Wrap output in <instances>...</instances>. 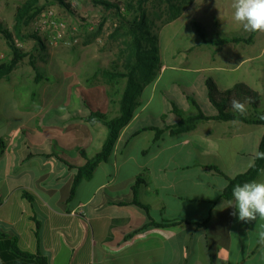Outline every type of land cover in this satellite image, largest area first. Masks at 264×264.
<instances>
[{"label":"crops","instance_id":"crops-1","mask_svg":"<svg viewBox=\"0 0 264 264\" xmlns=\"http://www.w3.org/2000/svg\"><path fill=\"white\" fill-rule=\"evenodd\" d=\"M193 7L198 8V14L188 13L190 6L161 28L162 68L157 80L148 86H158L164 80L169 65L163 56L171 57L173 67L186 69L187 16L190 25L198 20L204 27L207 23L219 31L214 33L224 29L248 33L232 20L231 0H198ZM106 16L109 25L116 23L111 12ZM66 47L72 49L73 45ZM197 49L192 57L202 65L193 68L190 93L198 94L199 87L206 89L209 78L224 91L241 83L231 82L222 88L214 74H221L225 85L238 73L240 81L250 86H258V80L264 82V40L222 47L202 41ZM93 58L99 63L98 56ZM63 80L65 75H60L56 88L34 92L30 103L35 108L12 116L19 119L20 130L7 126V141L0 136V232L18 235L22 250L37 253L34 218L43 220V245L51 264H264V251L258 243L264 220L246 223L233 216L234 209L224 198L229 181L213 169L232 178L249 171L259 154L263 125L203 121L193 131L173 134L168 128L182 121V112L196 115L199 109L190 112L191 97L185 89L176 96L167 92L163 98L174 103L153 114L158 92L152 89L143 96L146 86L141 105L121 131L110 159L99 164L92 178L83 181L72 196L77 169L66 162L75 167L85 165L80 150L95 156L103 148L108 129L88 123L90 113L80 111V106L84 104L90 112L100 108L80 101L75 88L66 93L71 100L58 106L57 99L65 93L59 89ZM12 88L6 93L14 91ZM104 94L106 114L116 117L119 105L112 103L107 90ZM204 97L211 111L208 115H216L208 94ZM53 109L59 110L60 117L49 118L47 113ZM67 111L72 112L70 116H66ZM31 121L39 122L40 141L24 138ZM154 128L164 134L157 138ZM140 139L146 140L148 147L135 150L133 144ZM139 177L147 183L139 186L137 205L132 188ZM24 192L35 198L36 211ZM80 207L87 216L73 214ZM169 221L179 223L144 229Z\"/></svg>","mask_w":264,"mask_h":264},{"label":"rangeland","instance_id":"rangeland-1","mask_svg":"<svg viewBox=\"0 0 264 264\" xmlns=\"http://www.w3.org/2000/svg\"><path fill=\"white\" fill-rule=\"evenodd\" d=\"M27 1L28 0H0V19L5 22L6 27L10 30H12L16 24L15 18L17 11ZM96 1L98 0H67V3L71 5V11L59 6L52 0L49 2L44 1L42 4L43 9L32 20L30 25L23 30L24 38H15L16 43H19L21 48L25 49L30 56L16 67L15 71L9 76L10 79L5 78L0 80V136L5 142L7 141V133L10 132L9 130H6L7 126L9 129L15 127L20 130L19 119L12 118V116L17 112H31L35 108L33 104L30 103L32 94L34 92H40L41 90L56 88L60 81V75H65V80L62 82L63 87L61 88V86H59V89H63L65 93L63 94L64 97L57 99L56 102L58 106H60L62 102L65 103L71 100L66 93L75 88L78 92L80 101L82 100L83 102H86L88 106L92 103L96 108H100L99 110H103L105 113L107 112L105 103L107 95L104 93L105 90L108 92L110 91V86L107 84V81L102 74L99 73V69H108L111 64L116 61L120 49L124 47L123 43L126 40V37L124 31L117 34L115 23L109 25L108 21L104 20L107 17V12L96 4ZM197 2L198 0L190 1V4L186 6L184 10L186 9L187 11L188 8L192 6L188 13L191 12L198 14V8L193 7ZM148 7L150 20L153 26H151L152 31L160 37V30L167 25L164 23L167 21L170 14L167 1L162 0V3H160V0H150ZM49 11H54L56 13L58 21H66L69 25V28L58 40L57 45L51 44L54 31L48 29L44 23V17ZM189 17L190 16H187V18ZM187 18L186 69L183 67H173V65L169 64L171 57L169 55L163 56L166 57L164 63L169 65V70L167 71L164 80L158 82V86H148L143 94V96H146L150 94L152 89L157 90V100H155L153 107L151 108L153 114L161 111L162 108H165L166 106L171 107L172 103H174L173 99L163 98L167 92H171V95L176 96L177 91L185 89L187 95L191 97V101L198 103L206 114L211 112L208 106H206L207 100L204 97L205 93L208 94L206 87V89L199 87L198 94L196 95L190 93V90H192L191 82L195 76L193 68L202 65V62L195 61L192 56L198 53L199 49H197V47L202 40L198 36L194 27V23L199 21L195 20L192 26L188 23ZM206 20L211 21L213 19ZM91 26H95V30H91ZM205 27L211 39L224 36H245L248 38L254 34L250 32L246 34L240 32L229 33L225 31V29L222 33H214L219 31H216V28L213 26H210L209 24L207 25V23ZM38 28H44V30L38 31ZM33 36L39 37L41 41H43L44 47L39 41L32 39L31 37ZM260 40H264V32L255 33L254 41ZM68 43L73 45L72 49L71 47H66ZM160 44H163V41H160ZM95 56H98L100 59V61H98L99 63L95 61L97 64L94 63L93 57ZM12 58L13 53L8 42L4 37L0 36V64L9 62ZM31 61L36 64L42 75L43 79L39 84L36 83L37 75ZM214 75V78L218 80V83L222 88H227V86H230L231 82H242L240 81L242 80V75L239 73L233 74V76L230 77L229 83H227L228 85L223 83V76L221 74ZM251 86L261 93L262 106L260 107L259 112H264V82L258 80V86L252 84ZM8 88H12L14 91L6 93ZM14 95L18 96V98L14 97ZM118 100V98H115V102ZM13 101L21 102L23 104L15 105L12 103ZM10 104L12 105L10 106ZM38 105L40 106L41 104ZM116 106L118 107V105ZM113 109H116V107ZM196 109L195 106L191 105L190 112L196 113ZM246 109L247 110L244 113L246 116L254 112L250 107H246ZM84 110L88 112V114L91 113L83 104L80 106V111ZM71 113L72 112L67 111L66 116H70ZM111 113L115 114V111L113 110ZM47 115H49V118L60 117L58 109H53L48 112ZM150 115L151 114H148V116ZM9 117L12 118L10 119V122L9 120H6ZM38 125V121L30 122L29 128L26 129L24 137L27 141H40L43 138L42 132L37 128ZM147 147L146 140L143 141L142 139L133 144L135 150H144ZM34 151L38 152V150L32 149V152Z\"/></svg>","mask_w":264,"mask_h":264},{"label":"trees","instance_id":"trees-1","mask_svg":"<svg viewBox=\"0 0 264 264\" xmlns=\"http://www.w3.org/2000/svg\"><path fill=\"white\" fill-rule=\"evenodd\" d=\"M50 0H28L25 2L16 14V24L12 30L6 27L3 20L0 19V36L4 37L13 53V58L9 62L0 64V80L9 78L16 67L30 55L23 49L17 47L15 38H24L23 30L30 25L32 20L43 9V2ZM59 6L71 11V5L67 0H52ZM168 4L170 12L167 21L164 24H169L182 15L184 8L190 4L192 0H165ZM150 0H98L96 4L102 7L106 12H111L115 18L117 34L121 31L125 32L126 40L111 66L107 69H99V73L107 81L110 86V97L113 104L119 105V114L116 117H111L102 110L95 109L87 117L88 123L93 126L99 124L104 125L108 129V135L104 142L103 148L95 156L90 157L85 150H80L87 163L83 166L75 167L71 163L66 162L71 168L77 169V174L74 180L72 196L76 194L79 185L92 178L99 164L107 162L116 146L120 137L121 131L126 128L135 117L137 108L141 105V95L146 86L153 84L158 77V73L162 68V60L160 55V37L152 31V22L148 3ZM162 3V0H160ZM153 27V26H152ZM197 34L206 44L222 47L228 44H247L254 42L255 33L250 37L244 36H224L217 39H210L204 25L199 22L194 23ZM39 41L43 45V41L37 36L31 37ZM44 47V45H43ZM31 64L36 72V83L41 82L42 75L36 66L31 61ZM206 88L208 97L212 106L216 109V115H208L202 111L198 103L191 101L193 106L199 109L196 115L186 114L182 112V121L175 126L169 127L173 134L182 132H190L196 129L198 124L203 121H241L247 124L263 125L264 112H259L262 106L261 94L252 88L247 83L241 82L236 84L229 90H221L212 78L207 79ZM115 98L119 100L115 102ZM247 98H251V102L246 104L254 112L250 115H238L233 113L230 107L232 99L245 102ZM157 138H160L164 131L154 128ZM254 165L244 174H240L235 178L228 176L226 173L215 169L229 181L224 190V198L230 200L232 188L236 184H242L249 180H258L264 172V137L260 145L259 154L254 158ZM147 181L143 177H139L133 186L135 194V204L139 205L137 195L139 186L146 184ZM24 197L30 202L34 211H36V200L28 192H24ZM36 224V239L37 253L27 252L21 249L19 245V236H10L0 232V264H51L50 258L46 254L43 245V227L44 222L39 218H34ZM178 221H169L165 224H149L144 229L153 226H173L177 225Z\"/></svg>","mask_w":264,"mask_h":264},{"label":"clouds","instance_id":"clouds-1","mask_svg":"<svg viewBox=\"0 0 264 264\" xmlns=\"http://www.w3.org/2000/svg\"><path fill=\"white\" fill-rule=\"evenodd\" d=\"M232 20L250 33L264 32V0H231ZM245 102L232 99L230 107L233 113L243 115L246 112ZM228 207L233 208V216L241 222L264 220V179L249 180L236 184L232 188ZM258 243L264 251V232L259 233Z\"/></svg>","mask_w":264,"mask_h":264},{"label":"built area","instance_id":"built-area-1","mask_svg":"<svg viewBox=\"0 0 264 264\" xmlns=\"http://www.w3.org/2000/svg\"><path fill=\"white\" fill-rule=\"evenodd\" d=\"M44 18H45L44 23L47 26V28L50 30L52 29L54 31V36H53V39L51 41V44L57 45L58 40L63 36L65 31L69 28V25L66 21H58L57 17H56V13L54 11H49ZM116 26H117V24H116ZM90 29L95 30V26H91ZM37 30L42 31V30H44V28H42V29L38 28ZM16 44H17V47L21 48V45L19 43H16ZM68 45H70V44L68 43ZM73 214L74 215L80 214L82 216H87V212L85 211V209L83 207H80L77 211L76 210L73 211Z\"/></svg>","mask_w":264,"mask_h":264}]
</instances>
